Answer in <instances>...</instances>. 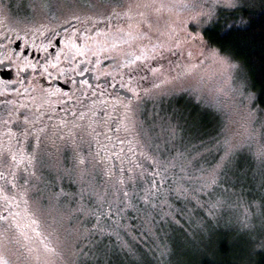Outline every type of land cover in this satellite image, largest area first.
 Here are the masks:
<instances>
[{"label": "rangeland", "instance_id": "1", "mask_svg": "<svg viewBox=\"0 0 264 264\" xmlns=\"http://www.w3.org/2000/svg\"><path fill=\"white\" fill-rule=\"evenodd\" d=\"M131 2L133 0H0V11L14 24L56 22L75 18L69 15V8L74 10L80 18L91 16L92 20L100 21L105 17L101 13H104L109 5ZM170 2L188 5L187 8L177 7L175 9L179 13L178 19L186 21L200 11L212 10L215 11L216 16L222 10L213 7V0H170ZM244 4L245 7L256 10L264 7V0H244ZM100 5L104 7H99ZM184 27L186 32L183 35H187V32L193 35L200 32L203 35V28L197 27L194 23L189 22ZM210 49L219 51L216 47L206 43L205 39L203 45L194 43L188 49L193 52L192 63H196L200 51H204L207 57ZM219 53L221 57L229 61L228 64H220L210 57L204 58L197 64L191 79L181 76L179 80L161 89H152L147 95L138 96L137 102L131 104L129 108H121L113 128L123 124L130 131L125 133L122 130L119 133H111L109 135L112 138L109 143H106L111 144L107 152L113 156V153L119 152L121 147H124L125 151L128 148L127 144L121 145L117 137L125 140L137 138L148 141L154 146L158 155L175 163V167L169 166L168 180L185 170H190L192 174L200 173V170L205 171L207 175L202 182L200 179L195 181L191 190L192 195L185 201L178 203L167 198L156 200L158 197L156 195L152 197L151 205H142L144 208L140 211H143L141 216L131 219L126 212L134 208L125 209L122 204L124 199L122 195L105 182L104 165L96 164L93 167L96 162L92 156H89V152L95 153L97 149H101L99 146L102 143L92 142V148L89 149L88 145L79 139L80 130H78L76 138L72 137L70 145H66L64 150L53 148L46 142L39 144L38 147H32V152L35 151L38 154L34 169L36 177L25 186L29 187L46 207H50L53 214L65 217V227L68 232L79 229L88 237L87 239L81 238L77 242L74 237L68 235V232H63L62 238H66L70 246L65 247L58 264H187L183 253H190L197 257L210 243L212 236L198 230L203 229L207 221L218 227L227 226L234 231L235 234H232L231 240L245 234L252 249H259L260 243L264 242V207H261L259 201L249 196L246 191V196L240 195L225 183L238 182L248 191L262 193L264 157L261 156V152L264 151V127H262L264 108L256 106L255 96L241 65L228 55L220 51ZM230 64L239 65V68H232ZM161 71L165 78L172 80V76L176 75L179 70L171 74L169 71ZM186 88L189 91H185ZM194 88L199 89V96L203 97L201 106L212 109L224 126L225 141L223 142L225 144L221 148L206 151L182 150L179 144H184L189 140L190 137H187L186 131L192 125L184 119L186 115L173 118L166 113V108L174 110L176 106L173 99L178 96L186 95L193 101ZM249 113H252V116H249ZM184 123L186 129L183 128ZM229 147H231V155L223 161L222 167L217 168ZM77 153L89 157L86 171H82L85 166L78 165ZM103 153V150H100L101 157ZM180 153L184 154L183 158H180ZM200 153L216 156L213 162L206 166L199 162L190 164L191 160L187 161L186 157ZM213 169H217V174L220 170L223 173L219 174V180L214 185L211 184ZM225 171H229L228 176L224 174ZM25 176L26 173H19L18 181L22 183ZM164 187L165 184L161 191H164ZM200 191L206 194L203 198L199 195ZM108 192L111 193L106 196ZM217 200L223 202L222 206L216 209L219 223L216 220H210L207 212L208 205ZM197 204L198 206L203 205L205 215L199 218L197 215L194 216V213L187 212L185 218L190 220L187 222L190 226L178 218L174 219V222L185 224L186 233L191 235L181 237L183 242L178 236H172L169 243L168 239L165 241L166 236L172 235L170 231L172 228L166 225L165 221L167 218L173 219L170 216L173 210L177 207L184 209L196 207ZM110 208V217L103 215L109 213ZM153 210H158L162 215L155 216L156 212L154 213ZM89 213L94 214L89 215ZM97 216L100 217L98 226ZM191 221H193L192 226ZM242 222L247 223L249 227H244ZM189 227L197 228L198 235H194L192 230L189 231ZM87 229L93 230L90 235ZM37 231H42V229L37 228ZM29 234L34 235L31 231ZM139 243L144 245L141 250H138ZM177 243L183 245H177ZM170 244L172 250H175L176 246L175 253L169 249ZM20 245L21 243L17 244L0 238V254L8 259L9 264H38L35 259L36 254L30 255L27 249Z\"/></svg>", "mask_w": 264, "mask_h": 264}, {"label": "snow or ice", "instance_id": "2", "mask_svg": "<svg viewBox=\"0 0 264 264\" xmlns=\"http://www.w3.org/2000/svg\"><path fill=\"white\" fill-rule=\"evenodd\" d=\"M245 6L244 0H213L214 8L230 9L233 12H240ZM99 7H104V5ZM177 7L187 8L188 5L173 3L170 0H133L131 3L109 5L105 12L101 13L106 16L105 20L93 22L92 17L89 16L86 20L81 21V23L91 22V27L85 28V33L95 31L98 24H105L106 30L96 31L94 36H78L73 33V40L65 45L67 51L63 54L66 58L71 57L68 61L71 64L78 57H85L91 53L96 57L91 63L97 66L101 63L100 54L105 55L106 58L122 57L120 67L129 73V85L132 84V77L137 73L141 74L139 80L136 81L138 86L140 81L150 82V87L142 89V93L129 86L127 90L132 93L133 97L141 94L147 95L152 89H161L163 86L179 80L181 76L191 79L194 76L197 64L204 58L210 57L220 64H228L229 61L221 57L216 49H210L207 57L204 51H200L196 63H192L193 52L188 49L194 43L203 45L204 37L200 32L195 35L187 32V35H183L186 32L184 25L191 22L197 27L203 28L205 25L211 24L215 11H200L186 21L178 19L179 13L175 11ZM69 15L75 17L76 20H80V17L71 8H69ZM66 23L72 25L73 21L66 19ZM240 25L241 27H237L234 24V30L239 33L251 32L253 34L259 31L260 35L264 36V9H262L259 17L250 15L247 21L241 18ZM78 41H83L84 47H80ZM173 57L175 59H172ZM59 58V56L56 57L57 60ZM149 61L152 63H149ZM164 61H167L169 65H174L173 68L168 69L169 74L179 70L176 75L172 76V80L165 78L161 71L164 68ZM8 62H11V58ZM4 63V61H0V64ZM52 67L55 68L57 65L53 64ZM230 67L239 68V65L230 64ZM105 75H111V73ZM84 83L89 88L92 87L87 81H84ZM184 90L189 91L187 88ZM193 92L194 104L200 106L203 103V97L199 96L200 90L194 88ZM0 95H4V93H0ZM64 95H67V93H64ZM124 106L129 108L130 103ZM83 116L84 114L81 113V119H83ZM249 116H252V113H249ZM184 119L186 122H190L193 129H195L199 119V113L195 107ZM24 122L29 123L27 117H24ZM8 123L9 121H4L6 127ZM74 127L79 128V139L82 143L87 144L89 149L92 148L93 141L100 144L98 139L100 136L111 140L112 137L108 134L109 132L119 133L123 130L128 133L130 131L123 124L115 129L108 128V132L98 131L96 128H92L91 125L77 124ZM21 134L28 136L30 133L24 130ZM5 135L8 136L9 140L7 145L0 150V168H4L12 179H8L5 171H0V180L4 181L3 184H0V201L4 206V211L0 213V222L6 225L0 235L17 244L23 241L21 246L26 248L30 255L36 254L35 259L38 264H58L65 247L70 246L67 239L62 238L63 232H68L65 227V217L53 214L51 208L46 207L42 200L34 195L29 187L25 186L32 178L36 177L34 169L38 159L37 152L34 151L29 155H25L24 151L17 148L16 144L13 143V140L16 139V133L9 130ZM89 137L91 139H88ZM117 138L121 145H128L127 151L124 147H121L119 152L113 153L114 159L108 161L100 156L101 149H97L95 153L90 151L89 156H92L96 162L93 167L96 164L104 165L105 182L109 183L122 195L124 198L122 204L125 209L135 207L132 203L133 198L140 200L145 205H151L152 197L162 194L161 189L168 180L169 166L175 167V163L158 155L157 151L154 150V146L146 140ZM16 143H19V140H16ZM37 146H39V137H37ZM101 148L107 151L106 145H101ZM230 155L231 147L226 150L224 157L221 158L222 162L217 165V168L222 167L223 161L227 160ZM179 156L183 158L184 154L180 153ZM261 156L264 157V151L261 152ZM77 160L78 165L85 166L82 171H86L89 157L77 153ZM17 171L26 173L22 183L17 179ZM217 180V169H213L211 184H216ZM176 192L177 195H180L185 190L178 188ZM222 204V201L217 200L208 205L207 212L210 220H216L219 223L216 209ZM22 206L23 212L13 211V208L20 209ZM93 214L89 213V215ZM103 215L110 217L111 208L109 213ZM99 223L100 217L97 216V226ZM242 224L244 227H249L245 222H242ZM37 228H41L42 231H37ZM29 229L34 235L29 234ZM86 231L90 235L93 230L87 229ZM10 232L12 235H9ZM68 235L74 237L77 242L81 238H88L79 229L68 232ZM76 246H79L78 243ZM255 254L261 257L260 264H264V242L260 243L259 250ZM0 264H9L8 259L2 254H0Z\"/></svg>", "mask_w": 264, "mask_h": 264}, {"label": "flooded vegetation", "instance_id": "3", "mask_svg": "<svg viewBox=\"0 0 264 264\" xmlns=\"http://www.w3.org/2000/svg\"><path fill=\"white\" fill-rule=\"evenodd\" d=\"M105 19L106 16L102 18ZM71 20L72 25L67 24L66 20L14 24L0 11V61L5 62L0 64V93H4L0 95V150L8 143L9 138L5 133L9 130L16 133L13 143L25 155L32 153L33 146L38 147L37 137L39 144L46 142L53 148L64 150L66 145H70L72 137L76 138L79 128L74 125L77 124L91 125L98 131L108 132V128L114 129L113 124L119 110L124 109L125 104L137 102L138 96L133 97L127 90L128 87L141 93L142 89L150 87L149 81H140L139 86L137 85L140 73L132 77L133 82L129 85V73L120 67L123 58L119 56L106 58L100 54L101 63L97 66L91 63L96 57L89 53L69 64L71 57L66 58L63 53L67 51L65 45L73 40V33L78 36H94L96 31L106 30L105 24H98L95 31L85 33V28H90L91 22L81 23L86 18ZM78 44L84 47L83 41H78ZM57 56L60 57L59 60L56 59ZM163 63L164 68L161 70L168 71L174 67L167 61ZM53 64L57 67L53 68ZM106 73L111 75H105ZM84 81L92 87L89 88ZM81 113L84 114L83 119ZM24 117L28 118L29 123L24 122ZM5 120L9 121L7 127ZM24 130L30 134L22 135ZM111 133L115 132L108 134ZM98 138L102 143L99 148L101 145H106L107 148L111 145L106 144L110 140L104 136ZM103 152L105 161L114 159L107 151ZM0 171H5L8 176L4 168H0ZM22 172L17 171V178ZM8 179L11 180L12 177L8 176ZM3 183L0 180V184ZM3 211L4 206L0 201V213ZM13 211L23 212V206L20 209L13 208ZM5 227L0 222V233ZM0 238L4 237L0 235ZM22 243L23 241L21 245Z\"/></svg>", "mask_w": 264, "mask_h": 264}, {"label": "trees", "instance_id": "4", "mask_svg": "<svg viewBox=\"0 0 264 264\" xmlns=\"http://www.w3.org/2000/svg\"><path fill=\"white\" fill-rule=\"evenodd\" d=\"M262 9H264V7L256 10L244 7L240 12H233V10L230 9H222L219 11L218 15L213 18L211 24L207 25L202 30L206 43L212 47H216L221 53L228 55L232 60L241 65L247 75L249 85L251 86L255 96L256 106L259 108H264V36H261L259 31L255 34L251 32L239 33L234 30L233 25L235 24L237 27H241V18L247 21L250 15L259 17ZM173 100L176 108L174 110L169 107L166 108V113H169V115L173 118H177V116H187L194 109V107L199 113V119L195 129H193L192 126L188 128V126L191 125L190 122H188L189 125L187 124V137L190 138L185 141L184 144L179 143L182 150L192 149L195 151L196 149L197 151H206L208 149L223 147L225 144L223 142L225 141L223 136L224 126L212 109L201 105L195 106L194 100L192 101L191 99H188L186 95L178 96ZM183 128L186 129L185 123L183 124ZM215 156L216 155L213 154L200 153L199 155L186 157V159L187 161L191 160L190 164L192 162H199L201 165L206 166L207 164L213 162ZM185 168H188V166H185ZM187 171L188 170H185L183 173L175 176L174 178H169V180L165 183L164 191H161L162 194L158 195L156 200H164L167 198L179 203L188 199L190 195H192L191 190L193 185L196 183L195 181L200 179V182H202L207 173H205V171L201 172L203 170H200L201 174L198 172H196V174H192L190 170L187 173ZM219 174H223L222 170L218 171V180ZM224 174L228 176L229 171H225ZM192 182L194 183L192 184ZM172 183L175 184H173L174 187ZM225 185H230L229 188L234 189V191L237 193L239 192L238 194L243 196H246V191L249 196L259 201L261 207H264V186L261 193L258 191H248L238 182H230V184L225 183ZM178 188L184 189L185 192L177 195L176 189ZM250 190L252 189L250 188ZM109 193L111 192H108L105 195L108 196ZM199 195L203 198L206 194L204 195L203 192L200 191ZM132 203L135 205V207H132L134 209H128V212L126 213L131 216V219H134L143 214V211H140L144 208L142 206L144 204L137 199L132 200ZM153 211L154 213L156 212L155 216L157 217L162 215L158 210ZM169 211L171 212V208H169ZM187 212H192L195 214L194 216L197 215L199 218H202L203 215H205L203 207L198 206V204L196 207H186V209L180 207L175 208L170 215L173 219L171 220L167 218L165 221V224L172 228L170 229L172 235L166 236L165 241L168 239L167 242L169 243L172 236H178L183 242L181 237L184 238L187 235H191L186 233V225H189L187 222L190 221L185 218V214H187ZM175 218L185 222L186 225L180 222H174ZM192 223L193 221H191V226ZM211 223L212 222L208 223L207 221L202 227L203 229H198L204 233H208L209 236H212L210 243L205 247L203 253L197 257L191 255L190 253V255L183 253L187 264H260L261 257L255 254L259 249H252V245H250V242L246 238L245 234L242 233L243 236L239 235L236 239L231 240V236L234 231H231V229L227 228V226L221 225L218 227V225ZM189 228V231L192 230L194 235H198L199 231H197V228ZM177 242L179 241L177 240ZM178 244L179 243H177V245ZM143 246L142 243H139L138 250H141ZM169 249L172 250L171 244ZM175 250L172 251L175 253Z\"/></svg>", "mask_w": 264, "mask_h": 264}]
</instances>
